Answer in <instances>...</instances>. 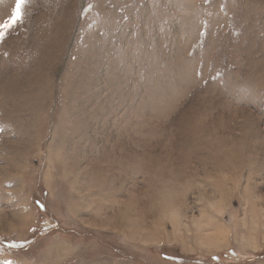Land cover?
<instances>
[{
	"label": "rangeland",
	"instance_id": "obj_1",
	"mask_svg": "<svg viewBox=\"0 0 264 264\" xmlns=\"http://www.w3.org/2000/svg\"><path fill=\"white\" fill-rule=\"evenodd\" d=\"M0 264H264V0H31L0 42Z\"/></svg>",
	"mask_w": 264,
	"mask_h": 264
},
{
	"label": "snow or ice",
	"instance_id": "obj_2",
	"mask_svg": "<svg viewBox=\"0 0 264 264\" xmlns=\"http://www.w3.org/2000/svg\"><path fill=\"white\" fill-rule=\"evenodd\" d=\"M30 2L31 0H15L10 14L0 21V42L5 41L9 33L23 23Z\"/></svg>",
	"mask_w": 264,
	"mask_h": 264
}]
</instances>
